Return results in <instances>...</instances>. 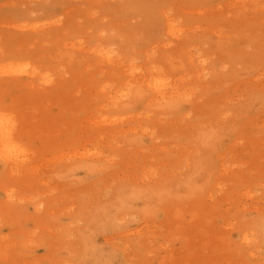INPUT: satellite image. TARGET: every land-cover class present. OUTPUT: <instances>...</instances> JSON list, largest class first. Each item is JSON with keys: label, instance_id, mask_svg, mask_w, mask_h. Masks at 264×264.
<instances>
[{"label": "rangeland", "instance_id": "374dc122", "mask_svg": "<svg viewBox=\"0 0 264 264\" xmlns=\"http://www.w3.org/2000/svg\"><path fill=\"white\" fill-rule=\"evenodd\" d=\"M0 264H264V0H0Z\"/></svg>", "mask_w": 264, "mask_h": 264}, {"label": "bare ground", "instance_id": "6f19581e", "mask_svg": "<svg viewBox=\"0 0 264 264\" xmlns=\"http://www.w3.org/2000/svg\"><path fill=\"white\" fill-rule=\"evenodd\" d=\"M11 133L8 132L6 122L3 120V116L0 115V154L6 158L8 162L14 161L15 156L19 152L18 149H15L9 141V136ZM12 136V134H11ZM16 155H15V154ZM18 156V155H17Z\"/></svg>", "mask_w": 264, "mask_h": 264}]
</instances>
